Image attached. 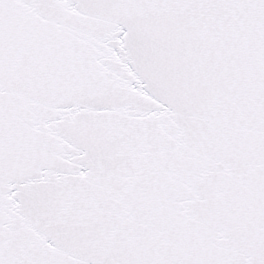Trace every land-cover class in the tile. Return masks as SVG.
<instances>
[{"label": "snow or ice", "instance_id": "obj_1", "mask_svg": "<svg viewBox=\"0 0 264 264\" xmlns=\"http://www.w3.org/2000/svg\"><path fill=\"white\" fill-rule=\"evenodd\" d=\"M0 264H264V0H0Z\"/></svg>", "mask_w": 264, "mask_h": 264}]
</instances>
